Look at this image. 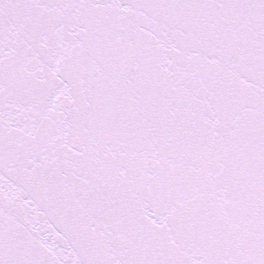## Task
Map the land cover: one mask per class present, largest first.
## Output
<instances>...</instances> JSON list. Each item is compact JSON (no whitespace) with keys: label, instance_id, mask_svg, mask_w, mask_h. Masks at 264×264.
<instances>
[{"label":"snow or ice","instance_id":"6c2138e0","mask_svg":"<svg viewBox=\"0 0 264 264\" xmlns=\"http://www.w3.org/2000/svg\"><path fill=\"white\" fill-rule=\"evenodd\" d=\"M0 264H264V0H0Z\"/></svg>","mask_w":264,"mask_h":264}]
</instances>
